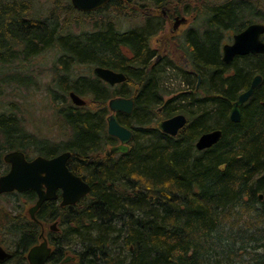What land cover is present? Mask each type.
<instances>
[{
    "label": "trees",
    "instance_id": "trees-1",
    "mask_svg": "<svg viewBox=\"0 0 264 264\" xmlns=\"http://www.w3.org/2000/svg\"><path fill=\"white\" fill-rule=\"evenodd\" d=\"M55 1L58 10L39 19L29 15L27 2L0 5V65L28 61L59 45L65 67H107L125 73L127 81L111 87L94 75L73 78L67 70L60 80L64 96L69 89L87 100L83 107L67 96L60 100L71 129L69 141H38L13 114L0 115V175L8 171L7 152L38 151L50 157L70 151L69 168L91 186L76 205L44 203L39 222L30 218L27 207L36 201L35 192L6 194L18 202L13 210L0 208V244L13 254L6 264H29L27 253L40 241L41 222L54 221L60 231L50 232V258L57 264L67 255L76 257L69 264H218L222 258L264 264V55L237 57L231 64L222 59L227 39L252 23L264 24V0H111L97 14L81 13L93 31L78 33L69 26L77 10ZM182 3L197 4L203 24L185 33L177 62L164 57L155 63L163 44H153L159 43L165 21L148 10L174 5L170 15H184ZM127 18L142 23L122 31L119 20ZM169 65L183 74L188 92L196 90L201 77L200 89L184 103L187 92L166 97L160 87ZM257 74L263 80L252 104L240 122L231 121L232 101ZM115 96L135 97L133 114L118 115L135 136L129 153L107 157L106 149L117 142L107 132L106 119L108 100ZM180 113L188 124L176 137L158 129L159 120ZM214 129L222 130L221 140L198 151V138Z\"/></svg>",
    "mask_w": 264,
    "mask_h": 264
},
{
    "label": "rangeland",
    "instance_id": "rangeland-1",
    "mask_svg": "<svg viewBox=\"0 0 264 264\" xmlns=\"http://www.w3.org/2000/svg\"><path fill=\"white\" fill-rule=\"evenodd\" d=\"M59 1L73 7L71 0ZM24 2L30 4L31 9L29 10V15L35 19L43 18L48 15L49 12H52L53 9L58 10V5L56 1L54 2V0H0V5L13 4L15 7H18L17 5ZM183 5L184 3L180 6L182 7V10L187 13L183 15L186 20L182 21L179 28L176 30L173 28L175 16L165 18L163 15L164 8L158 10L151 8L148 10L150 16L161 17L166 20L164 28L159 31V34L157 33L158 35L161 34L159 43L155 44L154 42L153 44L155 48L159 47L160 43L163 44L161 46V51H158L153 59L154 62L157 60L159 55H163V57L167 58L171 63L175 61L177 62L180 55V44L185 41L184 35L188 31L189 27H200V25L203 24L202 19L204 16L197 19L198 16L195 9L197 4L192 3L188 6L185 5L187 7H184ZM172 6L174 7V5ZM172 6L169 8L172 9ZM187 10L190 12H186ZM61 12L63 13L62 18L65 17L66 11L63 9ZM83 16L84 15H82L79 11L72 13V16L70 17L71 21L69 23L72 31L77 33L78 30L82 29L83 31H93V25H91L92 23L89 22V20H85V18L82 20L80 17ZM136 18L119 20V29L127 31L138 27L142 23V20L140 21V19L144 18L142 17L139 20ZM77 19L80 21L79 24L77 23ZM73 20L74 22H72ZM227 40V42L231 43L230 39ZM169 41L173 44H169ZM169 47L174 48V50H171ZM63 54L61 46L52 45L50 49H46L41 54L35 55L28 61H22L12 65H0V115L3 116L13 114L21 123V127H23L27 133L35 135L39 139L38 141L45 142L46 140L52 143L69 141L71 137V129L64 121V117L61 115L62 109L59 108L62 106L59 107L58 105H61L60 100L65 98V96L68 97L67 100H69V102L71 98L69 97V89L67 91L68 93L64 96L60 80L63 79V77H65V75H67L71 70L73 71V78L85 75H94L93 67H90L88 64L74 65L73 63V65L70 64V67L69 65L65 67L63 62H61ZM183 62L185 61L183 60ZM185 63L188 64L187 61ZM169 67L171 66L169 65ZM169 67H164V74L161 78L162 84H160V87L164 90V93H166L165 96L173 97L183 91L189 94L188 91H190V85L188 86L183 83V74L177 71L175 67ZM68 69L70 70L67 71ZM12 75H20L21 77L18 79L20 82L18 83L16 80L9 79V76ZM68 83L71 85L70 80ZM4 167L2 169H5ZM15 199L16 197L14 195H0V208L13 210L12 206L18 203ZM30 205H27V207ZM66 242L67 240H61L60 244L66 246L68 245ZM215 249L218 250V248ZM235 261L236 264H241V262L239 263V258ZM233 263V260L224 258L218 261V264Z\"/></svg>",
    "mask_w": 264,
    "mask_h": 264
},
{
    "label": "water",
    "instance_id": "water-1",
    "mask_svg": "<svg viewBox=\"0 0 264 264\" xmlns=\"http://www.w3.org/2000/svg\"><path fill=\"white\" fill-rule=\"evenodd\" d=\"M110 0H72L75 8L81 11H92L98 9ZM184 19V18H183ZM185 20V19H184ZM183 21V20H182ZM180 22H176L174 27H178ZM264 33V25L255 23L249 25L244 31L234 36L232 44H226L223 47V60L225 63H231L237 55L248 54H264V42L262 34ZM97 76L115 85L127 80L123 73H117L114 70L97 67L95 69ZM262 80L261 75H257L249 90L242 93L239 99L233 104L230 119L233 122L241 120V106L252 96L255 88ZM71 99L78 106L85 105L86 101L77 95L71 93ZM135 101L133 98L118 97L110 100L109 107L113 113L108 117V132L111 136L117 137L121 141V145L113 147L111 154L119 152H128V143L133 139L132 130L122 126L115 112H123L132 114L134 111ZM187 123L184 115L163 120L159 122V129L166 134L176 136L181 128ZM223 136L221 129H214L205 132L197 141L196 147L199 151L212 147L217 144ZM71 153L66 152L51 159L45 157H37L32 161H28L21 151H13L7 153L4 157L5 162L11 164V169L5 175L0 177V194L7 192H25L33 190L38 194V201L29 209L32 219H36V213L47 200L58 199L57 191L62 190L61 205L76 204L82 197L91 191L90 185L80 176L74 174L68 167V161ZM46 188V189H45ZM263 195H261V198ZM55 228L54 226L52 227ZM52 249L48 246V241L44 240L41 244L30 249L27 258L30 264H49ZM12 258V254L3 246H0V263H4ZM73 257H67L63 263L75 261Z\"/></svg>",
    "mask_w": 264,
    "mask_h": 264
},
{
    "label": "flooded vegetation",
    "instance_id": "flooded-vegetation-1",
    "mask_svg": "<svg viewBox=\"0 0 264 264\" xmlns=\"http://www.w3.org/2000/svg\"><path fill=\"white\" fill-rule=\"evenodd\" d=\"M170 10H171V8H169V7H165L164 9H163V15H164V17L165 18H170L169 17V12H170ZM165 22H166V20H164ZM165 24V23H164ZM190 28H192V27H189V29ZM188 29V30H189ZM159 33V32H158ZM162 58H164L163 57V55H159V57H158V59L156 60V62L157 61H159V59H161L162 60ZM237 58V57H236ZM235 58V59H236ZM234 59V60H235ZM187 67H190L188 64H187ZM254 78H255V76L252 78V80H251V83H250V85H249V87H248V89H246V90H244V91H242V92H245V91H247V90H249L250 89V87H251V85H252V82H253V80H254ZM263 80V79H262ZM261 83H262V81H261ZM260 83V84H261ZM259 84V85H260ZM259 85H258V87H259ZM200 89V86H198L197 88H196V90H199ZM257 89V88H256ZM255 89V90H256ZM196 90H194L193 92H189V94H191V93H194ZM241 92V93H242ZM241 93H239V94H237V96H236V98L234 99V101H232V103H231V110H230V114H231V112H232V109H233V104H234V102H236L237 100H238V98H239V96H240V94ZM255 93V92H254ZM254 93H253V95L248 99V101H246L242 106H241V114L243 115V113L246 111V109L248 108V106H250L251 104H252V101L254 100ZM189 94H185V96H183L181 99L183 100V103H184V101L189 97ZM262 104L264 105V102H262ZM163 111V108L161 107L160 109H159V112H162ZM181 114V113H180ZM242 115H241V117H242ZM230 116V115H229ZM229 119H230V117H229ZM135 132V131H134ZM117 140H118V142L116 143V144H113L112 146H117V145H119L120 144V140L117 138ZM133 142V141H132ZM130 143L129 144V146H130V149H131V147H132V145H133V143ZM111 146V147H112ZM110 147V148H111ZM37 153H33L32 151H30V152H26V151H23V153H25V156H26V158H27V160H33L34 158H36V157H38V156H42V154H40L38 151H36ZM108 152V151H107ZM107 152H106V154H107ZM55 156H58L57 154L56 155H53V156H50L49 158H53V157H55ZM9 167L11 168V165H9ZM9 168V169H10ZM58 194H59V198H58V200H56V202L58 203V204H60V202H61V194H62V191L61 190H59L58 191ZM264 198H261V200H263ZM49 231L50 230H48V232L47 231H45V237L47 238V240H49V237H51L50 236V233H49Z\"/></svg>",
    "mask_w": 264,
    "mask_h": 264
}]
</instances>
